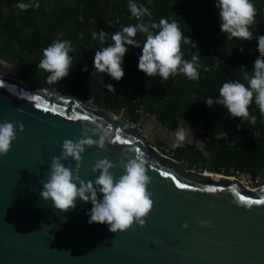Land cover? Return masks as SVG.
<instances>
[{"label": "water", "instance_id": "water-1", "mask_svg": "<svg viewBox=\"0 0 264 264\" xmlns=\"http://www.w3.org/2000/svg\"><path fill=\"white\" fill-rule=\"evenodd\" d=\"M0 63V123L24 126L0 157V264H264V203H257L264 201V183L252 190L187 169L150 144L123 113L52 87L33 89L16 64ZM82 116L89 119H70ZM93 120L110 126L114 141L120 135L130 143L86 146L80 179L94 183L99 173L91 169L104 158L116 164L110 171L118 179L121 154L139 148L153 200L142 228L134 224L114 234L107 225H89L90 202L78 199L74 209L58 212L40 198L52 157L60 155L63 141L81 139L82 127ZM62 163L75 171L71 159ZM177 180L188 187L177 188Z\"/></svg>", "mask_w": 264, "mask_h": 264}, {"label": "trees", "instance_id": "trees-1", "mask_svg": "<svg viewBox=\"0 0 264 264\" xmlns=\"http://www.w3.org/2000/svg\"><path fill=\"white\" fill-rule=\"evenodd\" d=\"M133 2L148 8L151 18L145 16L138 21L132 17L129 0H0V60L16 64L26 84L33 89L63 86L65 92L74 97L91 100L111 112L123 113L141 133L145 122L152 121L157 146L168 149L167 154L172 158L184 161L187 169L196 170V160L204 161L203 153L212 152L216 161L214 173H228L234 168L252 178L260 177L264 183V116L254 101L249 113L256 116L255 124L241 123L239 118L230 117L222 105L205 104L209 97L218 98L224 82L246 83L240 71L251 72L259 56L256 38L264 36V0H251L257 10V29L250 28L251 41L218 35L220 21L215 0ZM17 3L38 4L39 7L22 11L14 7ZM161 18L176 21L184 36L195 45L182 44L185 60L198 53L197 68L210 66L213 53L218 59L217 67L211 72H199L196 80L183 74L170 76L168 80L158 75L148 78L137 67L142 49L129 46L123 58L124 75L120 81L94 70L95 51L112 43L111 34L130 24L158 23ZM100 31L107 34L103 44L99 39ZM94 32L96 39L92 37ZM145 38L146 34L142 33L134 37L141 45ZM64 40L71 41L72 69L57 84H49L48 73L36 65L44 48L53 41ZM85 66L87 71L82 70ZM109 84L115 89L113 93L105 87ZM181 121L192 136L180 147H173L171 134L181 126ZM193 138L196 144L190 143Z\"/></svg>", "mask_w": 264, "mask_h": 264}, {"label": "clouds", "instance_id": "clouds-1", "mask_svg": "<svg viewBox=\"0 0 264 264\" xmlns=\"http://www.w3.org/2000/svg\"><path fill=\"white\" fill-rule=\"evenodd\" d=\"M214 6L218 10L220 31L227 35L228 39L235 38L241 41L253 39L250 28L255 23L257 10L251 0H215ZM14 7L26 11L30 7H39V5L17 3ZM128 10L138 21L145 16L151 18L152 15L148 8L134 3L133 0H129ZM137 33L146 34L142 45L134 39ZM106 35L103 31L99 32L102 44ZM92 37L96 39L97 33L94 32ZM110 39L112 43L109 46L95 51L93 68L99 73H106L115 81H120L124 75L122 63L129 46L142 49L137 67L148 78L158 75L163 80H168L170 76L177 74H183L190 80L199 78L197 68L199 54L194 53L190 60L183 58L182 44L192 47L195 45L184 36L176 21L169 22L161 18L158 23L130 24L111 34ZM256 43L259 56L254 61L253 70L240 71L246 83L240 80L224 82L219 89L218 98L209 97L205 102L209 107L222 105L230 117L239 118L241 123L242 121L256 123V116L249 113V106L253 101L261 116H264V36L257 37ZM71 51V41L68 40L53 41L42 50V58L36 67L48 73L49 84H57L69 75L73 66V58L69 55ZM82 70L87 71V67ZM105 87L112 93L115 91L111 84ZM90 125L91 127L86 125L82 127L81 139L75 142L63 141L60 155L52 157L47 180L42 183L41 200L50 201L58 212L74 209L78 199L84 203L90 202L92 207L87 213L90 217L89 225H107L109 232L114 234L124 233L134 224L144 227L146 218L153 209L151 193L147 190L151 178L147 175V161L144 154L137 149L133 150L134 155H129L128 152L122 153L120 163H123V175L118 179L110 171L116 167V164L104 158L96 161L91 169L93 174L99 173L94 183L81 180L79 168L86 146L104 149L106 144L115 142L110 126L106 127L95 120L91 121ZM17 130L23 132L22 123L14 124L7 121L0 123V157L10 151ZM93 136L98 139L94 140L91 138ZM189 136H192L189 128L181 121V126L177 127L173 134V147H180ZM69 159L76 163L75 171L62 163ZM199 223L208 226L204 221ZM181 227L186 229L188 225L183 224Z\"/></svg>", "mask_w": 264, "mask_h": 264}, {"label": "built area", "instance_id": "built-area-1", "mask_svg": "<svg viewBox=\"0 0 264 264\" xmlns=\"http://www.w3.org/2000/svg\"><path fill=\"white\" fill-rule=\"evenodd\" d=\"M148 1L151 2V0H148ZM108 25H110V23H108ZM251 27L253 30H256L257 23H254ZM222 34L223 33L219 30L218 35H222ZM211 58L213 60V64H211L210 66H204V67L198 68V72H204V73L211 72L217 67V63H218L217 56L211 53ZM155 147L159 149L161 153H165V154L168 153V149H165L164 147H158V146H155ZM223 174H226V176L224 177H226L227 179L235 180L247 189L253 190L263 184V182L260 180L259 177L252 178L249 175L243 172H240L239 170H236L234 168H230L228 173H223Z\"/></svg>", "mask_w": 264, "mask_h": 264}, {"label": "rangeland", "instance_id": "rangeland-1", "mask_svg": "<svg viewBox=\"0 0 264 264\" xmlns=\"http://www.w3.org/2000/svg\"><path fill=\"white\" fill-rule=\"evenodd\" d=\"M29 85V84H28ZM56 90H58V91H61V92H63V93H66L65 92V90H64V87L63 86H61V87H59V88H56ZM66 94H68V93H66ZM145 123H147L146 124V126H145V129L144 128H142L143 129V131H142V133L140 132V128L138 129L137 128V126H134L135 128H136V130L138 131V133H140L150 144H152V145H154V146H157V142L155 141V136L154 135H152V133H153V122L152 121H147V122H145ZM171 137H172V139H173V135L171 134ZM194 151H195V149H194ZM169 153V152H168ZM195 155H196V153H194ZM169 155H171V154H169ZM195 159H198V157L196 156V158ZM182 164H184L185 165V162L184 161H180ZM195 164H196V170L197 169H199V167L201 166V164H202V162L200 161V160H196V162H195ZM222 172V171H221ZM214 173V172H213ZM260 178V177H259ZM260 180L261 181H263V179L262 178H260Z\"/></svg>", "mask_w": 264, "mask_h": 264}, {"label": "flooded vegetation", "instance_id": "flooded-vegetation-1", "mask_svg": "<svg viewBox=\"0 0 264 264\" xmlns=\"http://www.w3.org/2000/svg\"><path fill=\"white\" fill-rule=\"evenodd\" d=\"M190 143H194V144H196V142H195V139L193 138L192 140H191V142ZM209 143H210V141H209ZM211 151H212V148L211 147H208ZM203 156L206 158L204 161H201L202 162V164H201V166L199 167V169H197V170H201V171H203V170H207V171H209V172H214L215 171V164H216V161L214 160V158H213V154H212V152H205V153H203ZM224 173V172H223ZM222 172H219V175L221 174L222 176H226V174H223Z\"/></svg>", "mask_w": 264, "mask_h": 264}, {"label": "snow or ice", "instance_id": "snow-or-ice-1", "mask_svg": "<svg viewBox=\"0 0 264 264\" xmlns=\"http://www.w3.org/2000/svg\"><path fill=\"white\" fill-rule=\"evenodd\" d=\"M44 110H45V111H48V110H49V108H48L47 105H44ZM51 110H52V111H55V109H51ZM70 119H83V120H88L89 117H87V116L75 117V118L70 117ZM115 142H119L120 144H123V145H127V144L130 143V142H129L128 140H126V139H121L120 135H117V136H116V141H115ZM137 150L140 152V149H139V148H137ZM161 175H167V174H166V173H161ZM176 187H177V188H180V189H184V188H186V187H188V186L185 185V184H183V183H181V182H179V181L177 180V181H176ZM240 199H241V201H245V197H243V196H241ZM257 203H264V201H257Z\"/></svg>", "mask_w": 264, "mask_h": 264}, {"label": "bare ground", "instance_id": "bare-ground-1", "mask_svg": "<svg viewBox=\"0 0 264 264\" xmlns=\"http://www.w3.org/2000/svg\"><path fill=\"white\" fill-rule=\"evenodd\" d=\"M1 64V63H0ZM209 175V174H208ZM209 176H211V177H217V176H213V175H209Z\"/></svg>", "mask_w": 264, "mask_h": 264}]
</instances>
